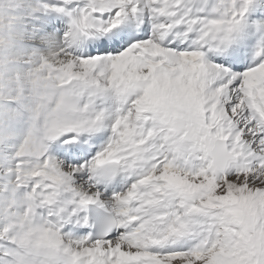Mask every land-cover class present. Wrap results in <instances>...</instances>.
I'll list each match as a JSON object with an SVG mask.
<instances>
[{
  "label": "snow or ice",
  "instance_id": "obj_1",
  "mask_svg": "<svg viewBox=\"0 0 264 264\" xmlns=\"http://www.w3.org/2000/svg\"><path fill=\"white\" fill-rule=\"evenodd\" d=\"M0 0V264H264V0Z\"/></svg>",
  "mask_w": 264,
  "mask_h": 264
},
{
  "label": "rangeland",
  "instance_id": "obj_2",
  "mask_svg": "<svg viewBox=\"0 0 264 264\" xmlns=\"http://www.w3.org/2000/svg\"><path fill=\"white\" fill-rule=\"evenodd\" d=\"M18 1L17 0H5L6 4L11 5V7L5 8V14L7 16H9V15L13 16V17H22L23 16V13L19 9Z\"/></svg>",
  "mask_w": 264,
  "mask_h": 264
},
{
  "label": "bare ground",
  "instance_id": "obj_3",
  "mask_svg": "<svg viewBox=\"0 0 264 264\" xmlns=\"http://www.w3.org/2000/svg\"><path fill=\"white\" fill-rule=\"evenodd\" d=\"M17 1H18V0H17ZM18 3H19V1H18ZM18 3H17V4H18ZM18 5H19V4H18ZM9 16H10V15H9ZM12 17H13V16H12Z\"/></svg>",
  "mask_w": 264,
  "mask_h": 264
}]
</instances>
